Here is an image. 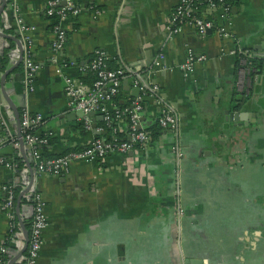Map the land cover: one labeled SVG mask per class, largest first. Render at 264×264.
Listing matches in <instances>:
<instances>
[{"label":"crops","instance_id":"0c3cea01","mask_svg":"<svg viewBox=\"0 0 264 264\" xmlns=\"http://www.w3.org/2000/svg\"><path fill=\"white\" fill-rule=\"evenodd\" d=\"M48 2L7 0V16L0 15L2 55L7 51L9 57L0 74V106L8 122L6 128L0 121V152L20 166L0 164V264L15 259L25 241L2 209L4 185L13 183L20 192L26 188L31 172L25 167L33 161L30 149H21L18 122L1 84V76L19 60L20 44L23 48L16 16L34 27L31 53L39 68L33 90L23 62L4 87L20 114L44 116L36 132L50 136L41 149L45 156L85 148L97 136H113V128L115 135L127 136V116L99 131L105 122L95 112L87 130L84 113L70 107L58 67L74 63L66 71L91 83L93 76L82 67L96 48L108 52L111 68L127 71L117 106L141 100L145 129L164 110L177 118L175 128L163 129L145 148L75 162L60 173H34L32 183L46 201L48 218L36 264H188L187 257L207 264H264V59L248 86L236 54L241 47L263 58L264 0H231L225 25L235 40L215 30L201 35L188 25L166 40L179 0H76L82 11L62 21L67 41L59 53L52 47ZM188 49L206 59L186 79L178 64ZM162 51L169 68L150 71ZM26 211L25 202L20 212L15 207L23 231L21 222L30 219Z\"/></svg>","mask_w":264,"mask_h":264},{"label":"built area","instance_id":"2783aa9c","mask_svg":"<svg viewBox=\"0 0 264 264\" xmlns=\"http://www.w3.org/2000/svg\"><path fill=\"white\" fill-rule=\"evenodd\" d=\"M231 8V0H179L173 10L172 19L166 26V40H172L181 34L184 30V25L194 28L201 35H205L209 30H215L223 39L235 40L236 35L225 25V22L231 15ZM81 11L82 8L77 4L76 0H49L47 14L57 18V22L54 21L53 25L54 40L52 47L55 52H61L67 41V33L62 25V21L69 17L78 16ZM1 14L7 16L6 8ZM16 20L22 33V62L26 81L29 88L33 90L34 79L39 68L31 53L33 42L30 32L34 27L26 25L23 19L18 16H16ZM3 53L4 46L0 43V74ZM236 54L239 56V61L242 66L240 74L246 78L247 85L250 86L257 75L255 74L254 77L251 75L253 72H256V69L251 65V58H254V53L239 47L236 50ZM262 57L264 59V52ZM205 59L206 55L196 54L192 49H188L185 60L178 64L183 77L188 79L193 74L197 63ZM109 60L110 57L105 49L96 48L92 60L85 67H82L83 71L93 76L91 83L75 78L66 71L67 67L74 63H60L58 72L64 78L68 96L72 98L70 103L71 109L84 113V122L87 130L92 129L90 112H98L103 116L105 126L99 128V131L107 127L111 128L114 122L127 116L129 118L127 136L123 138L115 135L116 128H113L114 132L111 138L97 136L85 148L72 149L60 155L47 157L42 153L41 149L49 143V138L47 136H41L34 131L43 123L44 116L41 113H31L28 110H24L21 113V133L24 145L30 149L32 155L33 161L31 165L34 173L64 172L75 162H94L115 153L127 154L137 147H147L152 141L150 131L141 126L143 113L142 101L135 100L132 106L125 107L115 104L116 99L121 94L123 80L128 74L126 69L122 67L111 68L109 66ZM149 66L150 71L154 70V68L168 69L166 53L163 51L160 52L153 61V64ZM241 84L244 85L243 82ZM158 89L159 86L153 84V92H157ZM249 91L250 88H246V92ZM110 104L112 106H109ZM1 107L0 121L7 128L8 122L4 117ZM158 122L163 129L175 128L177 126V118L170 110H164L159 116ZM14 141L18 145L17 140L14 139ZM0 164L12 169L20 167L17 163L3 156L1 152ZM25 169L29 172L30 167L26 166ZM4 189L6 190V197L2 203V209L6 211L12 220V230H17L23 240H25L21 224L15 220L18 190L13 183H6ZM23 196L27 199L25 202L27 205L26 212L31 222L29 228V243L25 252L20 256L19 261L22 264H36L44 241V230L48 224L46 201L33 183ZM14 226L18 229H14ZM2 249L5 250L6 248L2 247Z\"/></svg>","mask_w":264,"mask_h":264},{"label":"water","instance_id":"95a60500","mask_svg":"<svg viewBox=\"0 0 264 264\" xmlns=\"http://www.w3.org/2000/svg\"><path fill=\"white\" fill-rule=\"evenodd\" d=\"M6 5H7V0H2V4L0 6V15H1L2 11L6 8ZM1 35L4 36V37H9V35L8 34H5V33H1ZM16 40L18 42V39H16ZM19 44H20V42H19ZM22 60H23V48H22V46L20 44V56H19V60H18V62L13 67H11L10 69H8V70H6L4 72V74L1 76V84H2V91H3V93H4L5 97H6L9 105L14 110V113H15V116H16V119H17V122H18V130H19V137H20L21 149L24 152V141H23V137H22V133H21V129H22V126H21V114H20L19 110L15 107V105L13 104L12 100L10 99V97H8L7 91H6L5 87H4L5 86V81H6L7 77L10 75L11 71L15 67H17L18 64H20L22 62ZM72 114L73 115H76V113H72ZM95 114H96L95 112H91L90 113L91 116H93ZM94 128H95V126H94ZM27 163H28V166L30 167V171H31V181H30L29 185L26 188H24L19 193V195H18V200H17V204H16L17 212H20V210H21V202H22L23 195L30 188V185L32 184V182L34 180V170H33V167L29 163V161H27ZM21 223L23 225L24 232H25V241H24L23 246L19 250L18 254L15 256V259L18 258V257H20L25 252V250H26V248L28 246V243H29V238H30V231H29L28 227L24 224L23 221ZM15 259H12L9 262V264H14ZM185 261L188 264H191V263L207 264L203 259H192L190 257L185 258Z\"/></svg>","mask_w":264,"mask_h":264},{"label":"trees","instance_id":"16d2710c","mask_svg":"<svg viewBox=\"0 0 264 264\" xmlns=\"http://www.w3.org/2000/svg\"><path fill=\"white\" fill-rule=\"evenodd\" d=\"M52 17V16H51ZM55 16H53L52 18H54ZM54 21L55 22H57V18H54ZM8 62H9V57H8V54H7V51L5 52V54L3 55V57H2V59H1V70L2 69H5L6 67H7V65H8ZM251 65H252V67H254L255 69H256V72H253L251 75H252V77H254V75L255 74H258L259 72H261V69H262V64H263V58H261V57H254V58H251ZM91 75V74H90ZM251 89V88H250ZM244 98H246V97H244ZM117 100V99H116ZM117 102H118V100H117ZM37 129H35L34 131H36ZM109 131L111 130V129H108ZM147 130H149L150 131V133H151V136H152V138H158L161 134H162V131H163V128L160 126V124H159V122H158V120L151 126V127H149ZM44 136H47L48 138H49V141L51 140L50 139V136L49 135H44ZM107 138H111V135H109V137H107ZM49 144V143H48ZM47 144V145H48ZM44 147H46V145L45 146H43L42 147V150H44ZM43 154H45L44 152H43ZM48 157H51V156H48ZM22 163H24V162H22ZM25 164V163H24ZM19 192H20V189H18V195H19ZM27 201V199H26V197L25 196H23V198H22V202H21V204L23 203V202H26ZM30 219L27 221L26 220V225L28 226V227H30ZM16 264H22L20 261H17L16 262Z\"/></svg>","mask_w":264,"mask_h":264}]
</instances>
